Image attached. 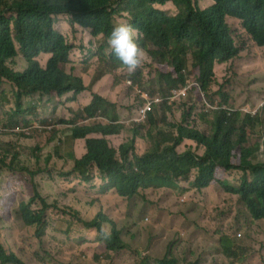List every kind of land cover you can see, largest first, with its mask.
Here are the masks:
<instances>
[{"label": "trees", "instance_id": "trees-1", "mask_svg": "<svg viewBox=\"0 0 264 264\" xmlns=\"http://www.w3.org/2000/svg\"><path fill=\"white\" fill-rule=\"evenodd\" d=\"M211 1L213 4L203 9V0H0V87L5 82L12 84V94L16 99L0 103L1 111L11 109L1 132L16 133L17 128L24 129L18 116L34 113L46 95L56 93L62 99L68 93L78 95L87 90L82 79L73 74L80 69V60L70 59L72 51H76V41L72 37L74 29L91 30V35L96 38L103 35L104 38H99L98 50L107 52L111 61L118 64L122 79L145 95L150 94L148 78L143 73L148 65L156 66V75L167 78V89L163 91V97H166L171 89L184 86L190 64L195 78L194 91H189L190 96L200 102L204 96L212 99L216 95L222 99L220 107L227 104L223 89L231 80L219 82V78L227 64L239 58L240 52L247 47L244 40L235 42L228 19L237 20L243 32L250 37V42L264 47V0ZM168 5L173 8L169 10ZM118 20L131 24L137 30L136 42L147 52L145 62L134 73L127 71L107 45L111 28ZM57 21L67 26L70 34L63 36L56 32L54 24ZM208 41L218 44L214 57L200 47ZM41 53L51 55L45 63L36 60ZM80 55L83 53L79 52L77 56ZM19 56L28 63L23 70L16 68V58ZM72 61L73 66L64 70L63 67L70 66ZM163 64L171 67L173 73L161 74ZM216 64L219 71L214 69ZM214 84L218 88L212 92ZM35 97L38 99L32 106L23 110V99ZM136 98H141L137 92ZM45 103L49 104L48 98ZM139 105V102L135 104V112ZM220 107L215 112L209 134L191 127L187 123L191 112H185L179 125L169 124L170 133L162 130H157L155 135L152 131L146 133L152 144L140 145L136 142V136L128 142L122 141L119 146L120 159H117V151L108 139L123 130L119 123L118 105L110 101L104 104L93 101L77 114L91 120V125H75L69 130L75 141L85 138L86 153L80 159L75 157L74 167L68 175H76L86 182V187L93 188L94 197L104 199L114 198L117 192L121 197L134 199L140 195L141 189L154 188L162 193V190L175 189L180 184H186L187 189L193 187L200 190L211 183H219L227 194L238 197L254 219L262 220L264 160L253 163L251 159L259 150L258 145L247 148L245 144L248 141V128L264 124V108L253 116L233 108ZM122 108L126 109V106ZM102 117L109 123L96 122L97 118ZM146 119L151 127L157 125L154 112L149 113ZM67 124L72 123L68 121ZM92 134L103 137H89ZM62 139L59 138L60 141ZM184 140L200 147L198 152L191 149L182 151L180 146ZM10 143L0 141V166L14 175L28 174L24 176L30 180L34 193L30 200L33 203L39 198L44 205L32 213L24 210L22 213L20 209L19 214L27 225H36L37 231L43 233L48 206L40 196L37 185L33 184L36 175L40 174L39 169L33 171L22 166L23 151L17 145L11 147ZM137 152L144 154L137 155ZM262 156L264 158V150ZM51 158L47 156L46 161ZM233 173H240L236 184L228 180ZM2 192V205L7 207L17 201L13 194L20 195L16 189L12 191L6 187ZM97 214L105 212L99 210ZM73 217L87 229L100 230L101 224L112 223L110 235L104 237L107 250L115 253L124 248L120 231L114 226L115 221L109 222L98 216L87 222L81 213H74ZM238 237L242 235L238 234ZM220 246L222 253L232 261L240 260L238 253L244 251L233 247L228 236L220 239ZM0 262L24 264L17 253L9 252L1 244ZM157 264H180V261L166 256Z\"/></svg>", "mask_w": 264, "mask_h": 264}, {"label": "rangeland", "instance_id": "rangeland-1", "mask_svg": "<svg viewBox=\"0 0 264 264\" xmlns=\"http://www.w3.org/2000/svg\"><path fill=\"white\" fill-rule=\"evenodd\" d=\"M211 4V0H203L201 7L204 9ZM167 8L171 10L173 6L168 5ZM228 22L235 42L244 40L247 47L240 52L239 58L227 64L219 78V82L231 80L223 89L227 104L220 107L222 99L216 95L212 99L204 96L198 102L188 94L185 99L156 108L155 127H151L148 122H136L134 106L140 98H136V92L129 82L122 79L121 70L111 61L109 54L98 50L99 38L104 36L96 38L91 35V30L74 29L72 37L76 41V51H72L70 59L80 60L79 67L86 82L101 90L105 89L101 93H106L113 103L116 100L118 117L121 121L126 119V124L122 125L126 129L108 139L117 151V159H120L119 146L122 141L129 140L133 132L143 136L149 131L155 135L157 130L170 133L169 124L179 125L184 112H191L192 116L188 119L190 126L202 129L207 134L211 132L218 107L228 110L233 108L243 114L261 112L264 104V47L250 42L251 39L237 20L228 19ZM54 28L63 36L70 34V29L60 21L54 24ZM79 52L83 55L77 56ZM50 56L41 53L36 60L45 63ZM73 64L74 61L70 66L65 65L64 70ZM27 66L22 56L16 58L17 70ZM161 69L162 73L170 72L164 65ZM214 69L220 70L218 66ZM156 70V66L151 65L143 69L149 82V96L166 98L170 93L163 97L167 78L156 75ZM103 72L111 74L106 77ZM186 74L189 81H195L190 64ZM217 88L214 84L211 91ZM12 92V84L3 83L0 87V103L15 101ZM46 98L49 104L45 103ZM37 99H23V110L32 106ZM42 99L34 113L18 116L20 125L30 128V135L2 133L11 109L0 110V141H10L11 147L17 145L21 148L24 153L21 158L24 162H20L22 166L33 171L39 169L40 174L36 175L33 184L37 185L40 196L48 206L46 226L44 232L39 233L36 225H27L19 214L20 209L22 213H32L44 205L39 198L33 203L30 200L34 193L30 180L24 176L28 174L14 175L0 166V244L9 252L17 253L24 264H157L166 256L179 260L180 264H264V219H254L238 197L227 194L219 183H211L200 190L193 187L187 189L186 184H180L178 188L165 189L162 193L154 188L142 189L134 199L121 198L117 194L112 199L94 197L93 188L86 187L85 181L76 175H68L74 167L75 157L80 159L86 153L85 138L75 141L70 136L71 128L61 124V120L67 118V111L71 112L70 109L66 107L64 98L60 99L56 93ZM123 105L126 109L122 108ZM102 119L97 118L96 122L109 123V120ZM75 121L91 125V120L85 122L82 117H75ZM56 133L59 135L56 136ZM89 137L103 136L92 134ZM247 139L245 147L258 145L259 148L251 160L253 163L262 162L264 124L250 126ZM139 144L152 143L145 138ZM180 149L198 152L200 147L184 140ZM136 154L143 155L144 152ZM47 156H52L48 162ZM194 176L195 173L192 178ZM239 176L240 173H233L228 180L236 184ZM4 187L20 192L19 196L13 194L17 201L11 207L2 205ZM182 188L185 190L182 191ZM99 210L105 214H97ZM73 212L76 215L81 213L87 222L98 216L115 221L114 226L121 233L124 248L117 253L107 251L106 240L100 231L81 225L73 217ZM105 225L110 230L113 226L112 223ZM238 234L242 237L239 238ZM223 236L231 239L233 247L244 249L238 253L240 260L232 261L222 253L220 239Z\"/></svg>", "mask_w": 264, "mask_h": 264}, {"label": "clouds", "instance_id": "clouds-1", "mask_svg": "<svg viewBox=\"0 0 264 264\" xmlns=\"http://www.w3.org/2000/svg\"><path fill=\"white\" fill-rule=\"evenodd\" d=\"M227 23L229 24V22H227ZM229 26H230V24H229ZM230 28H231V26H230ZM231 30H232V28H231ZM232 37H233V35H232ZM136 41H137V30L134 29L131 24H129L125 21H119V20L113 24L111 31H110V34L107 38V45L109 47V51H111L117 57V59L121 62V64L123 66L126 67V69L129 73H134L139 67L142 66V64L145 62V60L147 58V52L143 48H141ZM200 47L202 49H204L205 53H207L208 55H210L212 57L216 56V52H217V48H218V44L216 42L208 41V42L201 44ZM116 65L118 66V64H116ZM163 65L168 67L170 69V72L162 73V74L173 73V69L171 67H169L166 64H163ZM216 66H217V64L215 65V67ZM73 74L82 79L83 85L87 88V90H85L84 92H82L78 95H74L73 93H68V95L66 97H63L64 102H66L65 103L66 107L69 108L71 112L67 111V118L65 121L61 122V124L71 128L70 130H72L75 125H77V126H89V124H86V123L81 124V123H78L77 121H75V117H82L81 115H77V114H79L81 112V110H83L84 107L90 105L93 101H98V102H101L102 104H104L106 101L111 102V98H109L106 93H101L102 91H105V89L101 90L100 88H97L96 85H90L89 83L86 82L85 78L83 77L84 73H83L81 68L78 69V73H76V71H75ZM110 74L111 73H109V72H103V76H106V77H107V75H110ZM185 75H186V81H185L184 86H180L178 88L171 89L169 95L166 98H160L158 96L150 97L149 94L145 95L141 90H139L136 87H133V89L138 94L141 95V98L139 99L140 105H139L138 109L136 110V116H137L136 122L137 123H146L147 122V119H146L147 116L149 115V113L154 112L156 108L162 107L165 104L171 105L172 102H174L175 100L185 99L188 96L190 89H193V86L195 85V82L189 81L187 74H185ZM129 85H130V82H129ZM173 90L180 91L181 95L178 98L172 99V97H173L172 91ZM157 99L159 100L158 102H156ZM115 102H116V100H115ZM148 102H151L152 105H151L150 109L145 113V115L142 116L140 111L142 108L145 107V105ZM263 108H264V104L262 106V109ZM188 112H190V111H188ZM184 113L182 114V117H183ZM257 113L259 114L260 111H257V112L251 113V114L254 116ZM70 116H72V118H69ZM82 118H83V120H85L84 117H82ZM68 121H70L72 124H67ZM86 121H89V120L87 119V120H85V122ZM119 123L122 125L126 124V122L123 120L122 121L119 120ZM187 123H188V121H187ZM191 127H193V126H191ZM49 129H51V127H49ZM125 129H126V127L123 126V130L119 134H121ZM16 132L22 133L23 135H30V128H24L22 130L17 128ZM135 136H136V142H138V143H139V141H144L145 138H147L146 135L143 136L141 134H135V132H133L132 137L129 140H127V142L130 141ZM262 150H264V144L262 146ZM148 189H150V188H148ZM143 190H147V189H143ZM140 191H142V189ZM117 195L119 197H121L118 194V192H117ZM121 198H125V197H121ZM127 199H130V198H127ZM146 220L148 221V218ZM110 221L111 220H109V222ZM99 231H100V235H102L105 238H107L110 235V229L105 224H101ZM124 246H125V244H124ZM106 249H107V244H106ZM120 251H121V249H120Z\"/></svg>", "mask_w": 264, "mask_h": 264}, {"label": "built area", "instance_id": "built-area-1", "mask_svg": "<svg viewBox=\"0 0 264 264\" xmlns=\"http://www.w3.org/2000/svg\"><path fill=\"white\" fill-rule=\"evenodd\" d=\"M172 94H173L172 99H173V98H178V97L181 95V92L178 91V90H173V91H172ZM158 101H159V100L157 99L156 102H158ZM151 105H152L151 102H148V103L145 105V107L141 109L140 113H141L142 116H144L145 113L150 109Z\"/></svg>", "mask_w": 264, "mask_h": 264}]
</instances>
